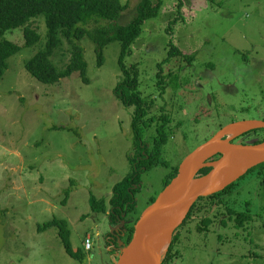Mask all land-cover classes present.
<instances>
[{"label": "rangeland", "instance_id": "374dc122", "mask_svg": "<svg viewBox=\"0 0 264 264\" xmlns=\"http://www.w3.org/2000/svg\"><path fill=\"white\" fill-rule=\"evenodd\" d=\"M121 1L125 10L118 20L100 21L129 24L140 0ZM39 23L44 43V18ZM5 38L23 42V28ZM41 43L12 55L0 80V264H114L105 241L112 230L108 211H94L90 197L105 198L109 210L114 186L134 170L135 106L115 93L122 80L121 42L105 47L100 66L96 44L85 36L79 44L89 82L76 71L53 84L25 66ZM172 46L182 54L163 64L165 76L174 73L164 89L158 64ZM71 56L65 40L51 58L62 69ZM124 62L139 67L148 118L164 110L173 129L164 150L170 166L141 174L137 211L129 215L133 222L163 190L165 176L197 147L229 124L264 119V0H163ZM155 128L156 123L146 140ZM263 136L264 130L246 137ZM238 193V208L254 214L251 225L238 228L224 214L226 225L215 219L199 232L201 216H195L179 229L181 253L168 264H264V166L240 179ZM55 217L69 221L73 248L85 254L83 261L67 253L57 227L43 228ZM88 237L91 249L85 246Z\"/></svg>", "mask_w": 264, "mask_h": 264}, {"label": "trees", "instance_id": "16d2710c", "mask_svg": "<svg viewBox=\"0 0 264 264\" xmlns=\"http://www.w3.org/2000/svg\"><path fill=\"white\" fill-rule=\"evenodd\" d=\"M162 6L163 0H156V3L152 0H140L137 15L129 24L107 25L101 22L100 19H106L111 22L118 20L123 10H125L121 0H0V80L9 67V58L12 55L18 53L24 47L41 43L43 40L39 23L41 18H44L46 24V39L44 43H41L35 55L26 62L25 66L34 77L43 83H56L76 71L81 73L86 83L89 82L87 76L88 63L85 59L84 48L79 44V41L85 36L91 37L95 42L98 64L100 66L104 61L105 47L113 41L121 42L119 64L122 80L117 84L115 93L126 105L135 106L132 130L137 151L131 157L134 170L114 186L113 194L109 200V210L105 198L99 199L93 194L90 197L92 209L94 211H108L112 224L120 221L123 213L129 216L134 211H137L136 195L142 188L140 185L141 174L156 165L170 166L165 159L164 150L173 132L172 127H170L171 116L162 110V113L158 116L148 118V103L145 100L143 101L139 90V67L137 64L127 67L124 62L126 56L131 53L132 44L141 35L145 21L156 17L160 13ZM19 27L23 28V42H19V44L5 38V34L8 31ZM65 40L70 44L72 56L68 65L60 69L52 61L51 57L58 48L62 47ZM181 54L182 52L178 47L172 46L169 58L158 64V76L162 78L159 85L164 89H166V83H168L166 82V77H170L174 73L170 71L165 76L163 64L170 61V57ZM154 123H156L155 134L152 140L148 141L146 140L147 131ZM262 130L264 128L260 130L254 129L249 132L256 133ZM263 140L264 137L258 142ZM263 166L264 163L254 167L247 174ZM178 169L179 165L174 166L165 176L164 187L177 175ZM210 169L209 167L203 168L198 176L208 173ZM259 172L261 171H258V175ZM240 179L222 191L200 197L194 203L184 223L175 231L163 264H168L177 254L181 253L177 248L180 237L179 229L195 216H201V221L197 225L199 232L208 231L210 224L215 219H219L222 224L226 225L227 219L223 216L224 214L225 216L228 215L229 219L234 221L235 226L238 228H245L246 224L251 225L254 214L248 208H238L237 195L239 194ZM70 193L71 189H67L64 202L69 198ZM156 197H152L150 203ZM222 208L225 209L221 210ZM136 219L133 222L132 219L129 221L128 242L133 236V223H136ZM53 226L59 229V235L67 253L83 261L85 254L80 250L75 251L73 248L69 221L65 218L55 217L45 223L43 228L46 229Z\"/></svg>", "mask_w": 264, "mask_h": 264}, {"label": "water", "instance_id": "95a60500", "mask_svg": "<svg viewBox=\"0 0 264 264\" xmlns=\"http://www.w3.org/2000/svg\"><path fill=\"white\" fill-rule=\"evenodd\" d=\"M261 128H264L263 119L234 122L191 152L179 165L177 175L142 212L129 243L119 238L121 248L115 264H162L165 257L159 251L162 237H169L171 243L175 231L200 197L224 190L264 163V140L243 144L226 138L229 146H223L225 137L234 130H242L240 135ZM233 147L239 150L232 151ZM217 154L221 156L211 160ZM205 167L211 168L210 171L198 176ZM173 219L176 222L168 230L163 229V224ZM125 223L124 219L122 226Z\"/></svg>", "mask_w": 264, "mask_h": 264}, {"label": "flooded vegetation", "instance_id": "af4514ba", "mask_svg": "<svg viewBox=\"0 0 264 264\" xmlns=\"http://www.w3.org/2000/svg\"><path fill=\"white\" fill-rule=\"evenodd\" d=\"M251 133H253V132H247V133H244V134H240L233 141L236 140L237 142H240V143H243V144L257 143L258 140H260V139H262L264 137V136L263 137H255V138H252V139L247 138L246 136L250 135ZM256 133H258V132H256ZM244 137H246L247 139L246 138L244 139ZM219 157H220V154L219 155L217 154L216 156H214V159L212 158L211 160L218 159ZM122 216L123 217L116 224H112L110 222L111 223V229L113 230V232L111 230V232H109L107 234L106 239H105L106 247L109 248V251H110V254H111V257H112L111 259L114 260V258L116 257L115 262L118 259L117 255L120 254V248L121 247L119 246V238H121L125 242V244L129 243L128 242L129 226H130L129 225V223H130L129 221L131 220V218L129 216H126V213H123ZM138 218L136 219V221L138 220ZM186 218L184 219V221L186 220ZM124 219H125L126 223H125L124 226H122V221ZM184 221H183V223H184ZM133 224L135 225V223H133ZM115 262H114V264H115Z\"/></svg>", "mask_w": 264, "mask_h": 264}, {"label": "bare ground", "instance_id": "6f19581e", "mask_svg": "<svg viewBox=\"0 0 264 264\" xmlns=\"http://www.w3.org/2000/svg\"><path fill=\"white\" fill-rule=\"evenodd\" d=\"M240 132H242V130L231 131V132L228 133V136L225 137V139L228 138L230 141H232L231 139H233V137L238 135ZM222 145L223 146H229L227 139L222 142ZM231 150L232 151H238L239 148L238 147H233ZM175 222H176V220L173 219V220H170L167 223H164L163 224L164 225L163 229L168 230ZM169 244H170V238L169 237H162V241L160 243V249H159L160 253L164 254L166 252V250H168Z\"/></svg>", "mask_w": 264, "mask_h": 264}, {"label": "built area", "instance_id": "2783aa9c", "mask_svg": "<svg viewBox=\"0 0 264 264\" xmlns=\"http://www.w3.org/2000/svg\"><path fill=\"white\" fill-rule=\"evenodd\" d=\"M85 246H86L87 249H91V248H92V244H91L90 237H88V238L86 239Z\"/></svg>", "mask_w": 264, "mask_h": 264}]
</instances>
